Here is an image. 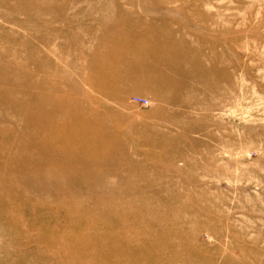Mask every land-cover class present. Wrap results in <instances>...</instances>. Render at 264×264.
I'll use <instances>...</instances> for the list:
<instances>
[{
    "label": "rangeland",
    "instance_id": "rangeland-1",
    "mask_svg": "<svg viewBox=\"0 0 264 264\" xmlns=\"http://www.w3.org/2000/svg\"><path fill=\"white\" fill-rule=\"evenodd\" d=\"M72 1L0 0V56L23 64L21 77L33 72L47 85L75 91L71 100L86 102L80 113L93 116V123L107 122L105 130L119 132L132 154L130 166L108 173L113 192L103 186L94 189L91 179L108 167L92 166V150L74 153L76 148L42 161L43 150L49 149L45 140L39 145L35 139L44 118H25L22 111L1 104L0 128L12 132L0 137V264H61L60 253L42 240L64 239L59 224H68L64 211L69 207L72 217L82 222L105 223L104 216L92 215L95 205L111 210L112 217L106 213L109 220L118 211L127 213L128 220L114 226L117 233L126 225L134 228V233L122 235L133 239V247L142 241L161 246L149 263L138 248V264H264V0ZM124 33L135 40L128 41ZM109 45L119 53L105 54ZM154 45L163 71L175 60L168 57L173 49L196 55L193 75L186 73L188 61L177 67L181 73H174L185 79L184 85H160L150 71L142 77L140 71L128 74L123 67L119 72L124 76L117 78L124 80L113 86L119 95L106 98L88 83L96 75L92 65L97 60L104 69L112 58L122 65L139 63L144 58L126 56L125 48ZM63 119L58 121L77 127L81 121L92 123L90 118ZM73 132L58 142L66 151L92 136ZM154 136L166 144L151 145ZM102 140L91 137L89 142ZM107 158L102 154L99 161ZM31 177L40 179L32 182ZM102 195L114 201L100 203ZM46 220L48 230L38 231L35 224ZM79 231L92 233L85 225ZM106 256L112 259L110 253ZM98 259L100 264H133L127 256L120 263ZM76 264L99 263L88 259Z\"/></svg>",
    "mask_w": 264,
    "mask_h": 264
},
{
    "label": "bare ground",
    "instance_id": "bare-ground-1",
    "mask_svg": "<svg viewBox=\"0 0 264 264\" xmlns=\"http://www.w3.org/2000/svg\"><path fill=\"white\" fill-rule=\"evenodd\" d=\"M27 1H30V0H20V3L23 2L25 4V2H27ZM30 3L33 4L34 2H30ZM124 35L126 36V33H124ZM140 36H142V35H140ZM148 36L151 37L150 35H148ZM135 38L136 37L134 35H131L130 33L126 36V39H129L128 41L135 40ZM107 39H109V38H107ZM148 40H149V38H148ZM149 47L142 48V46H141L142 49H140V50L138 48H135V49H130V48L126 49L125 48L124 54L126 56L127 55H134L135 53H137V54H140V56L142 58H144V61L139 62V63H130V62L127 63V62H125L122 65V63L117 64L115 58H112L110 60V64H108L106 66V68L104 69L103 66L101 64H99L100 61L97 60L92 65V75L93 74H96V75H95V77H92V81L88 80V83L92 84V89L93 90L94 89H98V90H101L102 92L104 91V93L106 94L105 97L107 98V95H110V97L119 95V94H116L115 91H113V89H114L113 86L115 84L120 83V81L124 80V79L120 80V81L118 80L122 75L124 76V74L121 75V72H119L121 67H123V70H125V72H127V73L128 72H138V71H140L141 72L140 73L141 76L143 74L142 72H145L146 70L150 71L151 74H154L155 76L158 77L157 78L158 79V84L161 83L162 85H166L167 87L169 85H171L172 83H175V82L176 83L179 82V84H182L184 82L183 80H185V79L183 77H181V78H183L182 79L183 82H182L178 75H177L178 78L175 76V74H179V73L182 72V71H177L178 70L177 67L181 63L184 64V62H185V64H186V61H188L189 65H190V70H188V72H186V73L189 74V75H193L195 73V70H194L193 66L196 63V60H194L195 59L194 57H196V55L190 56L191 53L190 54L188 53L189 50L188 51L186 50L187 52L183 51L185 53H188L189 57H188V55L185 56L184 54L179 52L180 48H179V50L178 49H173L172 53L168 52L169 56L168 55L167 56L171 57V60L172 59H175V60H173V63H170V65L168 67L170 69L167 68L168 65L167 66L165 65L166 67L164 68L165 70L163 71V69H160V66H159V65H161V63H162L161 61H163V59L159 58L158 55H157V51L156 50L159 49L158 46H157V48H156V45H154V46H152L150 48ZM166 50H169V49L166 48ZM115 52L119 53L118 51H116L114 49L113 45H109L108 47H106L105 54L111 55V54H113ZM166 54H167V52H166ZM0 58H3V59H0V105L2 104V105L10 106L15 111H22L23 112L22 114H25V118H31V119L32 118H44V121H43L44 123H42L41 129H40V131L38 133L39 134V136H38L39 139H35V142L36 141L37 142L40 141L39 145H42L44 140H45V144L48 146L47 148L49 149V151L43 150V152H42V154L40 156V158H42V161L43 160L46 161L47 159H50L51 157L57 156L58 154H59V156L61 155L63 157L65 152H67L68 154H72L75 151L76 148H77V150L74 153L79 152V149H80V151L92 150V153H94L93 156H92V166L97 167V165H103L104 164L105 166L107 165L108 168L98 178H96V180L95 179L94 180L91 179V183H92L91 186L94 189H96V188L98 189L99 187L103 186L106 189H109L111 192H113L114 187L110 183H108V176H109L108 173L110 172V170L111 171L114 170V169L118 170V169L122 168L124 165H125V167L130 166L129 159H130V157L132 155L131 151H129L127 149L128 148L127 147V143H124V141L122 142V140L120 138V135H118L119 132L116 131L114 128H110V130L109 129L105 130V127H103V125H104V123L107 124V122H104V120H101V121H98V123H93L92 122V117L93 116L88 117V116H90V114L87 116L84 113L83 114L80 113V111H79L80 107L81 106L84 107L83 105H86V102H73L71 100V98H73V96L71 94H74L75 91H70V93H71L70 94V93H67V91H65L63 89V87H60V86H57V85H54V84L47 85V84L44 83L43 80H39L38 77L36 78V76L34 75L33 72H29V73H26V72L24 73L23 72L24 73V77H21V74H19V73H21L22 72L21 71L22 68H24V67H22L23 64L22 65H19V63L16 64L13 61V58L3 57V56H0ZM94 60H96V59H94ZM165 60H166V58H165ZM188 62H187V64H188ZM185 64H184V66H187V64L186 65ZM179 67L183 68L181 66H179ZM184 69L186 70V68H184ZM176 71L179 72V73H176ZM198 71H200V70H198ZM122 73H123V71H122ZM127 73H126V75H127ZM135 74H137V73H135ZM162 75L164 76V78L161 79L160 77ZM117 76L119 78H117ZM151 76H153V75H151ZM184 76L186 77L185 74H184ZM130 77L131 76H129V79H130ZM187 77H189V76L187 75ZM93 78H95V79H93ZM127 78H128V75H127ZM126 80L128 81V79H126ZM50 81H51V79H50ZM180 82H182V83H180ZM149 83H150V81H149ZM186 83L187 82H185V84ZM209 83H210V81H209ZM173 85L175 86V84H173ZM183 85H184V83H183ZM172 87L173 86H171V88ZM176 87H180V86L178 85ZM187 87H189V86H187ZM215 87H213V88L215 89ZM171 88H170V90H171ZM208 88H211V87H208ZM70 89L74 90V88H70ZM162 92H163V90H162ZM180 93H181V91H180ZM68 94H70V95H68ZM176 95H177V92H176L175 96ZM163 96L161 98H163ZM110 97H108V98H110ZM164 99H166V98H164ZM88 100H89V98H88ZM170 101H172V100H170ZM179 102H180V100H179ZM5 108H6V106H5ZM25 118H23V119H25ZM58 118H64L63 120H65L66 118H90V121L92 123H88V124L83 125L84 122L81 121L80 122L81 126L77 127L76 125H74L72 123L71 124H67L66 120L65 121H60V120L58 121ZM26 120H25V122H26ZM27 121H29V119ZM29 122H31V121H29ZM54 124L56 125L55 127L59 128L60 130L56 129L53 126ZM24 125H26V124H24ZM57 126H59V127H57ZM94 126L96 127V129L94 128ZM10 127H12V126H10ZM23 128H22V130H23ZM25 128L28 129L26 126H25ZM33 130H34V128H33ZM73 130L76 132V134L80 132L81 134L89 135L91 133L92 136H88L87 137L86 143H84V145H82L83 142L81 143V145L80 144L79 145L75 144L76 147L74 149L68 148V150L66 151V149H63L64 147H60L58 145V142L64 141V135L73 134L74 133ZM37 131H38V129H37ZM10 132H12L11 129L2 128L1 127L0 128V137L2 138L3 136L8 135ZM26 133H28V132L26 131ZM34 134H36V133H34ZM91 137H92V139L94 137H101V138H103V140L101 141L100 144L92 143V142H91L92 143L91 144L89 142ZM156 137H158V136H154V139H149L151 141L150 142L151 145L159 147V146H162V145L166 144L165 143L166 140L163 142L164 139L156 138ZM110 139H111V141H108ZM0 142H2V141H0ZM17 144H19V143H17ZM0 145H1V143H0ZM2 145H1V147H2ZM14 147L16 148V146H14ZM26 147H28V144L26 145ZM36 149H37V147H36ZM23 151L25 152V149ZM15 153H16V151H15ZM17 154H19V153H16V155ZM102 154H105L108 157L104 162H100L99 161ZM13 155H15V154H13ZM13 155H12V157H14ZM16 159H18V158L16 157ZM24 159L26 160L27 157L24 156ZM29 159H31V158H29ZM36 159H38V157H36ZM36 161H35V164L38 162V161L37 162ZM82 161H83V159L81 160V162ZM17 162L18 161H16V163ZM89 165H91V164H89ZM83 168H84V166H83ZM39 179H40L39 177H31L30 178V180L32 182H37ZM92 180H93V182H92ZM41 181L42 180H40V182ZM99 200H100V203L103 202V201L106 202V203H110V202L114 201L113 198L110 199V198H108V196L106 197V196H103V195H102V198L99 197ZM99 208L100 207H97L96 205L94 207L92 206L91 213H92V215H96V216H100V217L102 216L101 218H103V216H104L105 218H103V219H105V221H106L105 223H103V221H100V220H92V219H88V220L82 222V221L72 217L73 211L71 210L70 207L67 208V210L64 208L66 210L64 212H65V215L67 216V219L68 218L70 219L68 224H66V225L63 222H62L63 224H59L58 223L59 227L63 231L64 239L62 241L58 240V242L60 244L57 241H54V239L42 240V242H44L49 248H55V250L60 253L61 264H74V263L76 264L78 262H83L84 260H88V259L91 260V263L95 262V263H99L100 264V262L98 261L100 259H98V257L99 258L102 257L103 259H107V260L110 261V263H115L116 261H118L120 263L121 261H123V258L126 257V256H127V258L130 257V259L132 260L133 264H138V259L141 257L139 255V254H141L140 251L137 250L138 248H140L141 251H142V254L146 255L145 257H147V258H144L145 260L143 262H148L149 263V257L151 259H153V254L154 255H159V254H157L161 250V248H159L161 246H157L159 244H157L156 246L150 247L149 245H146V243H144L142 240H141L142 242H140V244H134L135 247L132 246L133 244H130L131 241L134 243L133 239H131V237H130L131 240L129 241L128 238L125 237V236H126L127 231H132L133 232L134 228L133 229L127 228L128 225H126L127 229L126 228L124 229L121 226L122 229H123V230H120L121 234L119 233L120 231L118 232L119 234L117 233V229H116L117 226L116 227L114 226L115 225L114 222H125V220L127 221L128 220L127 219L128 215H126L127 213L124 216L122 214H119L120 211H118V215H116V217L114 215L115 219L114 220H112V219L109 220L108 219L110 217L109 215H111V217L113 215V214H109L110 212H108V211H111V210H108V209L101 210ZM49 210H51V209H49ZM107 212L109 214L108 217H107V214H106ZM49 213H51V212H49ZM59 214H60V212H59ZM131 214H133V213L131 212ZM134 214H135V212H134ZM53 215H56V214H53ZM129 215H130V213H129ZM62 216H64V215H62ZM135 216H138V215H135ZM138 218H139V216H138ZM47 220H46L45 223L37 222L35 224V226L38 229V231L46 232L48 230L46 223L48 224L49 221H47ZM129 221H130V219H129ZM137 221H139V220H137ZM132 222H134V221H132ZM65 223H67V222H65ZM131 223L128 222V224H131ZM136 223H138V222H136ZM132 224H134V223H132ZM16 225H18V224L16 223ZM80 225H85L86 227H88L92 231V233H90V234H79ZM138 227H140V226H138ZM149 227H152V225H150ZM153 228H155V227H153ZM157 228H159V226ZM157 228L155 229V231L157 230ZM150 229L152 230V228H150ZM15 230H16V228H15ZM144 231L145 230H143V232H141V233H145ZM153 231L154 230H152V233H153ZM136 232H137V229H136L135 233ZM160 232H161V230L159 229L158 232H154V233L155 234L157 233L156 236L159 237L160 235H162ZM122 235H125L124 236L125 238ZM138 235L140 236L142 234H138ZM55 239H57V238H55ZM141 239H143V238H141ZM144 239H146V238H144ZM147 239H149V238H147ZM138 240H139V238H138ZM150 240H148V242ZM156 241H157V243L159 242L158 240H156ZM156 241L154 243H156ZM166 246H167V244H166ZM163 249H165V248H163ZM97 252H100L101 254H99ZM105 253H107V254L110 253L112 255V259H109V257H107V256H106L107 258L103 257L105 255ZM125 260H127V259L125 258ZM153 261H155V260L153 259ZM156 261L158 262L159 260H156ZM105 263H107V262H105ZM142 264H144V263H142Z\"/></svg>",
    "mask_w": 264,
    "mask_h": 264
}]
</instances>
